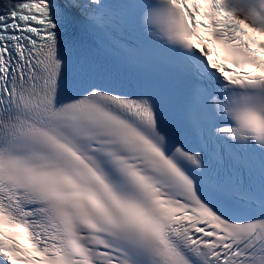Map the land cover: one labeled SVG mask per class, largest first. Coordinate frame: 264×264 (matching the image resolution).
I'll return each mask as SVG.
<instances>
[{"label": "snow or ice", "instance_id": "6c2138e0", "mask_svg": "<svg viewBox=\"0 0 264 264\" xmlns=\"http://www.w3.org/2000/svg\"><path fill=\"white\" fill-rule=\"evenodd\" d=\"M0 264H264V0H0Z\"/></svg>", "mask_w": 264, "mask_h": 264}]
</instances>
